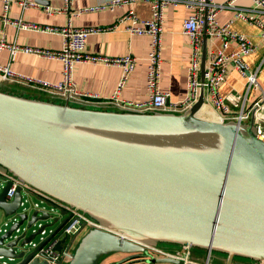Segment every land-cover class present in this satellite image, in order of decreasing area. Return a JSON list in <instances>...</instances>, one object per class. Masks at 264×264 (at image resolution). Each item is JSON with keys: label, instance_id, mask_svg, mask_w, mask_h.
<instances>
[{"label": "water", "instance_id": "water-1", "mask_svg": "<svg viewBox=\"0 0 264 264\" xmlns=\"http://www.w3.org/2000/svg\"><path fill=\"white\" fill-rule=\"evenodd\" d=\"M204 102L202 88L183 113L134 111L0 87V166L101 225L64 234L55 249L77 244L64 249L60 263L66 256L68 264H99L110 253L151 256L150 248L167 244L224 254L226 264L236 257L264 264V138L254 115L200 117ZM9 186L0 175V210L8 217L0 223V260L48 264L40 249L70 216L24 209L21 187L8 198ZM148 260L186 264L176 256Z\"/></svg>", "mask_w": 264, "mask_h": 264}, {"label": "built area", "instance_id": "built-area-1", "mask_svg": "<svg viewBox=\"0 0 264 264\" xmlns=\"http://www.w3.org/2000/svg\"><path fill=\"white\" fill-rule=\"evenodd\" d=\"M140 0H99L90 4L84 10H114L116 8H125L124 12L111 25L94 26H72L71 24L63 27L50 25H40L23 18L10 20L8 13L11 8L12 0H2V16L6 21H10L22 28L32 30H42L49 32H59L63 36V45L60 49H48L21 45L16 42H10L5 37L0 38V52L8 49L13 59L19 52L36 53L40 56L60 60L63 64L62 78L59 81L51 82L32 75H27L15 71L10 63L0 62V80L21 83L35 89L47 92L61 98H69L71 102L78 105L114 108L121 110L134 111H160L170 113L185 112L199 97L200 91L204 89L205 98L211 102L215 109L223 114L221 121L237 120L248 121L254 115L258 133L264 138V85L258 80V70L245 63L244 57L256 48L255 43L244 33L231 28V21L221 23L218 19V13L226 7H234L236 16L257 25L261 37L264 40V0H251L253 6L243 7L235 5L236 0H226L219 3L216 0H141L149 3L151 7V16L141 18L134 7ZM73 0H66V6H69ZM19 4L24 8L31 6L37 7L36 0H19ZM183 4L188 10L183 19V33L188 37L190 43L189 64L187 72V81L189 94L182 100L170 101V92L161 87L162 78V39L164 33V23L166 10L171 5ZM56 12L64 10L61 7L53 9ZM48 12H52L47 10ZM207 22L206 34L208 36L207 62L204 71V79L201 78V51L204 37V24ZM124 28L134 35H147L150 39V49L148 52V66L146 76L147 98L143 100H128L120 96V92L125 86L128 77L134 70L137 57L132 53L125 55H100L94 54L87 48V40L91 34L113 31L118 28ZM219 41L218 46H213L215 41ZM103 62L106 65L118 66L122 69V75L118 81L114 93L109 97H101L98 93L84 91L78 87L72 76V70L77 63ZM264 62V57L260 64ZM229 66H233L237 71L245 76L247 80V90L255 88L259 91L257 99L249 108L242 106L239 111L232 113L230 111V102H236L240 98L239 94L223 95L220 87L225 81ZM0 175L2 180L9 182L7 197L12 198L18 187L22 190L21 206L26 208L28 204L42 210L50 209L60 214V210H66L70 216L69 223L64 228L62 234L50 241L46 246L40 249L45 253L42 257L48 264H68L69 258L66 256L60 263L64 249L67 247L69 252H73L77 241L71 245L68 241L65 243L62 251L55 249V244L68 234L73 235L79 229L86 231L90 228L100 227L101 225L93 218L81 210L54 199L45 192L24 182L6 168L0 166ZM47 202H53L56 208L49 206ZM61 217L63 215L60 214ZM43 235L41 236V238ZM159 245L150 248L157 256H176L181 257L187 264L189 246H185L183 254L171 252L160 248ZM190 261V260H189ZM0 264H9L7 261L0 260Z\"/></svg>", "mask_w": 264, "mask_h": 264}, {"label": "crops", "instance_id": "crops-1", "mask_svg": "<svg viewBox=\"0 0 264 264\" xmlns=\"http://www.w3.org/2000/svg\"><path fill=\"white\" fill-rule=\"evenodd\" d=\"M38 6H31L24 9L19 0H12L8 16L10 20L23 18L40 25H50L63 27L72 26H94L111 25L124 12L125 8L114 10H84L92 3L99 0H73L66 6V0H36ZM219 3L226 0H216ZM235 5L251 7V0H236ZM55 7L64 8L60 12L53 9ZM141 18L151 16V7L145 1H137L134 5ZM52 11L51 13L48 12ZM3 2L0 0V38L5 37L10 42L31 47L60 49L63 45V36L59 32H49L42 30H32L19 27L6 21L2 16ZM188 10L183 4L171 5L166 10L164 23V33L162 39V78L161 87L170 92V101H179L189 94L187 72L189 64L190 43L188 37L183 33L182 22ZM221 23L231 21V28L246 34L256 45L253 52L244 57L251 69L260 66L258 70V80L264 85V40L261 37L259 27L236 16L234 7H226L218 13ZM150 39L147 35H134L124 28L113 31L94 33L88 37L87 48L94 54L100 55H125L132 53L137 57L134 70L131 72L127 82L120 92L122 98L128 100H143L147 98L146 76L148 66V52L150 49ZM219 41H215L213 46H218ZM0 62L10 63L11 67L20 73L32 75L44 80L56 82L62 78L63 64L60 60L50 59L36 53L19 52L16 57L11 58L10 51L3 49L0 52ZM122 75V69L118 66L106 65L103 62L77 63L72 76L78 87L84 91L98 93L101 97L111 96ZM0 87L16 93L31 96L46 97L64 101L65 99L57 95H52L39 89L32 88L21 83H14L0 80ZM220 90L223 95L239 94L240 98L236 102H230V111L236 113L244 106L249 108L257 99L259 91L255 88L247 90V80L244 75L233 66H229L225 81L221 84ZM222 111L215 107L205 98L202 108L199 110L200 117L221 121ZM80 238V236H78ZM78 238V239H79ZM169 248L178 254H183L185 246L171 245ZM187 264H226V255L219 253L208 254L205 249L190 247L188 250ZM184 255V254H183ZM153 255L145 257L126 256L121 253H110L102 257L100 264H174L170 262L149 261ZM157 256V255H156ZM154 257V256H153ZM232 264H263L248 258L236 257Z\"/></svg>", "mask_w": 264, "mask_h": 264}, {"label": "rangeland", "instance_id": "rangeland-1", "mask_svg": "<svg viewBox=\"0 0 264 264\" xmlns=\"http://www.w3.org/2000/svg\"><path fill=\"white\" fill-rule=\"evenodd\" d=\"M8 219V217L6 216V215H4L3 214V212L0 210V223H3L5 220H7ZM45 222V221H44ZM82 235V234H81ZM81 237V236H80ZM160 246V248H163V249H166V250H171L170 248H169V246L170 245H167V244H160L159 245ZM158 246V247H159ZM150 250V249H149ZM171 252H173L172 250H171ZM182 252H184V250L182 251ZM151 253V255H153L154 257H157L156 256V254L154 253V252H150ZM124 255H126V256H129V254H124ZM135 257H139V256H135ZM12 263H14V261H11ZM100 262H101V260H100ZM100 262H99V264H100ZM126 264H128V263H126Z\"/></svg>", "mask_w": 264, "mask_h": 264}, {"label": "trees", "instance_id": "trees-1", "mask_svg": "<svg viewBox=\"0 0 264 264\" xmlns=\"http://www.w3.org/2000/svg\"><path fill=\"white\" fill-rule=\"evenodd\" d=\"M171 246V245H170Z\"/></svg>", "mask_w": 264, "mask_h": 264}]
</instances>
